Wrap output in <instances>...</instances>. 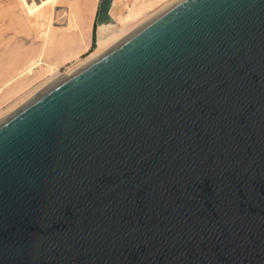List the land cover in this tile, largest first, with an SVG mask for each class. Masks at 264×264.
<instances>
[{
    "label": "water",
    "instance_id": "water-1",
    "mask_svg": "<svg viewBox=\"0 0 264 264\" xmlns=\"http://www.w3.org/2000/svg\"><path fill=\"white\" fill-rule=\"evenodd\" d=\"M0 264H264V0H176L2 117Z\"/></svg>",
    "mask_w": 264,
    "mask_h": 264
},
{
    "label": "bare ground",
    "instance_id": "bare-ground-1",
    "mask_svg": "<svg viewBox=\"0 0 264 264\" xmlns=\"http://www.w3.org/2000/svg\"><path fill=\"white\" fill-rule=\"evenodd\" d=\"M18 1L23 12L21 18L24 21L25 26L29 29L35 30L37 36L41 38V42L39 46L36 47V49H39L35 51L37 57L34 56L28 61L24 60L29 57L28 52L30 51L28 50L27 53L24 54L25 56H22V58H25L21 60V62H27L25 64L19 63L22 65L20 68L18 64H15L17 69L15 70L14 65H12L13 62H16L17 60L15 58L11 65L16 72L13 70L14 73L11 75V73L7 71L8 74L4 73V75L9 76L10 74L11 76L9 78H7L8 76L6 78L1 77L2 79L5 78V80L3 79L4 83L0 86V100L6 96H15L23 90L26 91H24V95H20L21 97L19 96L17 101L7 107V109L5 108V110L3 109L0 111V119L22 104L33 94L47 86L55 77L61 74L57 61L63 59L64 62L66 57L69 55L71 56L72 54L74 55L81 47L88 51L92 41L89 32L90 29L88 30L89 25L87 26L89 7L86 4H88V2H85L86 4L84 5L86 6L84 9L77 10L69 0L70 4L68 3V6L58 11L56 7L58 8L60 5V0ZM129 1L132 2V4H130ZM175 1L176 0H113L109 9V14L111 16L110 21L105 24L97 25V48L94 51L89 52L87 57L83 59L79 58L80 61L78 63L68 66L69 68H67L65 74H69L70 70L80 67L93 57L102 53L119 41L124 35ZM9 8L12 9V6ZM16 14L18 15V13ZM61 16H63L62 21L65 19L66 21L61 24L62 27L55 28L58 26H53L54 21L55 19H60L59 17ZM1 18H3V15ZM83 48L79 51L84 50ZM33 51L31 50V52ZM18 52H20V50ZM22 52L24 53V51ZM17 53L16 57L21 54V52L18 53V55ZM23 53L21 55H23ZM52 53L55 57V61L53 60L51 62L46 56H50ZM29 54L32 55L31 53ZM37 80L38 82L41 80L37 87L29 88L31 86L30 84ZM2 81L0 80L1 83Z\"/></svg>",
    "mask_w": 264,
    "mask_h": 264
},
{
    "label": "rangeland",
    "instance_id": "rangeland-1",
    "mask_svg": "<svg viewBox=\"0 0 264 264\" xmlns=\"http://www.w3.org/2000/svg\"><path fill=\"white\" fill-rule=\"evenodd\" d=\"M18 2H19L18 0H0V73H1L0 74L1 75L0 80L1 81L3 79L5 80V78L8 76V75H4V73L6 74L7 71L10 72L11 75H13L12 73H14V71L17 70L15 67V64H18L19 68H20L22 66L20 64H25L29 59L33 58L34 56L37 57V54L35 55V51L39 50V49L38 48L36 49V47L39 46V44L41 42V38L37 36V32L35 30L29 29L27 26H25V23L21 18L23 12H22L21 7H20ZM85 2L86 3L88 2V4H86ZM68 3H69V0H64V1L60 0L59 1L60 5L58 6V8L56 7V9L58 11H60L63 8H65L66 6H68ZM70 3H72V5L77 10L84 9L85 6L88 5V7H89L88 13L89 14H87V26L89 25L88 30L90 29L89 32H90L92 41H91L90 49L88 51H86L83 47H81L80 49L83 48L84 50L79 51L80 50L79 49L78 50L79 52L77 51L74 55L72 54L71 56L69 55L68 57H66V59H64V62H63V59H61L62 61L61 60L57 61L58 65H59V71L61 74H65V71H67V68H69L68 66H70L71 64L78 63L80 61V59L87 57L89 52L94 51L98 46L97 41H96L97 28L98 27H97V24H95V20H96V15H97V11H98L99 0H70ZM129 3L132 4V2H130V1H129ZM84 4H86V5H84ZM10 6H12V9L9 8ZM13 9H14V11H13ZM16 13H18L19 16ZM2 15H3V18H1ZM16 16H17V18H16ZM59 18L60 19H55V21H54L53 26L54 27L56 25L58 26L55 28L62 27L61 24L66 21V19L62 21L63 16H61ZM34 47H35V49H34ZM31 48H33V49H31ZM19 50H20L21 54L23 53L22 51H24L23 55H21V54L18 55V53H20V52H18ZM28 50L30 51V52H28L29 57L27 59H24L27 61L25 63L21 62V60H23V58H25V57L22 58V56H25L24 54H26ZM31 50L32 51L34 50L33 51L34 54H33V52H31ZM16 53L18 55L17 57H16ZM29 53H31L32 55H30ZM52 55H53V53L50 56H46L50 59L51 62L53 60L55 61V57H54V55L53 56ZM15 58L17 59L16 60L17 63L14 61ZM18 58L20 59V61ZM76 60H78V61H76ZM12 62H13V64H12ZM11 64L14 65L15 70ZM18 65H17V67H18ZM11 75L9 74V76L7 78H9ZM1 77H5V78L2 79ZM4 80L2 81V83L0 82V86L3 85ZM40 81L41 80H39V82H38V80L34 81L33 83L30 84L31 86L29 88H32V87L36 88L37 85L40 83ZM24 91H26V90L21 91V93L19 92L15 96H6L8 99L6 97L1 99L0 100L1 101L0 102V111L3 109L5 110V108L7 109V107H9L11 104L16 102L20 95L21 96L24 95V93H25Z\"/></svg>",
    "mask_w": 264,
    "mask_h": 264
}]
</instances>
